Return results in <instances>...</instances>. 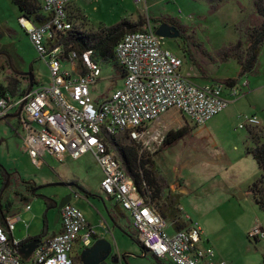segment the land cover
Listing matches in <instances>:
<instances>
[{"label":"rangeland","instance_id":"1","mask_svg":"<svg viewBox=\"0 0 264 264\" xmlns=\"http://www.w3.org/2000/svg\"><path fill=\"white\" fill-rule=\"evenodd\" d=\"M216 2L217 9L211 8L206 0H74L71 10L74 28L85 34L96 33L100 27H111L122 20L134 23L142 18L156 27L166 18H172L180 28V37L164 38V46L182 60V75L196 84L224 82L229 77L238 78L240 82L248 77L264 82V43L256 67L242 77L238 76V63L223 54L238 41L241 43L239 52L244 54L245 31L255 18L252 1L213 0L212 3ZM20 16L21 12L11 0H0V46L9 50L18 70L27 71L31 67L35 81L48 83L46 62L20 26ZM188 52L196 64L188 58ZM3 63L4 59L0 58V65ZM97 64L101 73L90 88L96 102L122 84L121 71L114 61L97 60ZM62 67L73 73L65 60ZM2 72L5 73L0 69V75ZM252 95L264 102V88ZM240 96L243 97L240 94L236 99ZM234 100L224 111L198 127L191 125L188 118H182L176 109H170L160 116L155 127L164 133L182 128L185 129L183 135L157 148L155 153L141 149L140 153L152 162L151 169L159 178L164 194L178 195L181 209L178 215L183 227L188 217L200 226L201 246L212 250L213 261L262 264L264 240H254L247 235L255 226L264 229V212L249 190L260 171L246 152L250 143L249 126L239 127L242 118L252 114H248L247 104ZM257 115L264 121V114L258 111ZM260 126L251 128L261 130ZM261 132L260 141H263L264 132ZM22 135L18 118L0 119V208L6 215L20 217L14 224V240L19 241L27 234L40 235L44 221L48 224L47 232L53 231L60 212L57 207L49 206L48 199H60L71 193V202L81 201L77 206L92 224L94 238H105L111 243L113 264H164L143 251L128 213L101 191V168L90 152L75 160L67 157L57 161L47 156L37 166L23 149ZM115 139L121 145L131 143L125 136ZM109 149L118 159L115 151ZM56 181H72L83 192L50 185ZM28 184L40 188L35 190ZM143 189L144 196L150 200V191ZM85 191L90 195L86 196ZM150 203L159 212L157 203H162V198ZM27 204L30 210H24ZM171 231L169 228L168 232Z\"/></svg>","mask_w":264,"mask_h":264},{"label":"built area","instance_id":"2","mask_svg":"<svg viewBox=\"0 0 264 264\" xmlns=\"http://www.w3.org/2000/svg\"><path fill=\"white\" fill-rule=\"evenodd\" d=\"M42 21L21 14L19 23L31 44L46 62L49 82L33 86L19 97H0V119L23 103L19 123L23 128V149L33 164L40 166L49 156L57 161L78 159L90 152L101 168V191L128 213L138 242L164 264H228L213 261L210 248L201 246V228L187 218V225L174 229L140 194L121 162L109 149L108 137L125 136L142 150L155 152L167 133L156 128L160 116L176 109L191 125H204L224 111L241 87L226 82L196 84L180 72L182 60L164 46L149 21L141 30L123 34L114 48L116 63L123 71L122 84L100 101L90 88L101 70L93 51L65 46L63 36L77 31L69 7L73 0H31ZM68 62L70 73L62 67ZM259 120L245 116L239 127L257 126ZM30 206L26 205L25 210ZM7 217L0 224V264H73L76 249L88 247L95 234L81 209L71 201L60 209L61 229L41 236L27 260L9 234L16 220ZM171 228L172 231L168 232ZM248 237L264 240V229L253 227ZM162 262V263H163ZM262 264H264V259Z\"/></svg>","mask_w":264,"mask_h":264},{"label":"trees","instance_id":"3","mask_svg":"<svg viewBox=\"0 0 264 264\" xmlns=\"http://www.w3.org/2000/svg\"><path fill=\"white\" fill-rule=\"evenodd\" d=\"M12 3L17 6L19 11L23 15H27L30 18H33L35 23H39L42 21L43 17H39L36 13L38 11V7L31 0H11ZM211 8L217 9L218 2L212 3L213 0H206ZM255 15L253 24L251 27H248L245 31L246 39V50L244 54L239 52L240 50V41L236 43L233 47H228L227 50L223 51L225 57L233 58L239 65V73L238 76H242L250 73L254 70L258 62V55L260 49L264 43V0H251ZM165 22L176 25L180 30L179 26L175 23L172 18H166ZM146 24L145 20L139 18L136 22H129L126 20H122L119 23L115 24L111 27H100L96 33L93 34H85L77 31H68L63 36L64 45L70 46L71 48H76L78 51H82L84 48L92 49L93 58L96 60H106V61H114L116 63L114 57V48L123 34L131 31L141 30L144 28ZM188 58L195 63L193 57L187 53ZM7 63L4 60L2 64V68L6 66ZM121 71V75L123 76L122 69L118 66ZM237 78H230L224 80V82L228 84H235ZM36 82V81H35ZM18 90V80L15 76L7 77L6 84L0 82V97H3L6 93L10 92L12 94H16ZM24 91H22L23 93ZM185 129H178L176 131H168L166 137L163 141L162 146L169 145L174 142V140L180 138ZM262 130H257L255 128H248L247 138L249 146L247 147V154L252 157L255 161L260 175L259 177L252 182L249 187V190L254 198L255 203L258 207L264 212V140L260 141V133ZM264 137V136H263ZM108 146L112 148L118 160L121 162V165L125 171V173L132 179L133 183L139 190L140 194L144 196V189L150 191V202L152 200L158 201L162 198V203L158 204L157 207L160 212V215L166 219L168 222H172L174 229H181L183 225L179 220V202L177 194H164V188L159 182V178L152 171V162L149 158H145L143 154L140 144L131 142L128 145H121L117 141L114 140L113 137H108L107 139ZM141 149V151H140ZM155 153V152H154ZM28 187L35 188L33 184H28ZM39 187H36L37 190ZM79 188H81L79 186ZM34 190V191H35ZM86 196H89L90 193L85 191ZM49 200L50 207H56L57 202ZM109 216L113 219V215L111 211L108 212ZM45 218V217H44ZM44 231L40 235H36L34 237H28L25 241L18 242V244H22L27 242L28 240L40 238L46 233V221H44ZM140 246V242H138ZM153 256V255H152ZM154 257V256H153ZM155 258V257H154ZM156 259V258H155Z\"/></svg>","mask_w":264,"mask_h":264},{"label":"water","instance_id":"4","mask_svg":"<svg viewBox=\"0 0 264 264\" xmlns=\"http://www.w3.org/2000/svg\"><path fill=\"white\" fill-rule=\"evenodd\" d=\"M155 33L157 36H159L161 38H178V37H180V31L178 30V28L174 25H171V24L165 22V21L161 22L158 26H156ZM1 56L6 59L8 67L13 74L18 75V76H26L28 78V84H27L26 91H25V93H28L32 89V87L35 85L34 75H33L32 71L30 70V68L27 71H20L14 67V65L12 63V58L8 52L0 50V57ZM23 103L24 102H22V104L18 107V109L16 110L15 113L8 114V115L4 116L2 119H7L10 117L11 118L19 117L21 114ZM50 185L64 186V187H67L68 189L76 188V189L80 190L81 192H83V189L79 188V186L72 181H69V182H67V181H56V182L50 183ZM71 197H72L71 193H67L57 203V208L61 209L64 204L70 202ZM38 242H39V238H35V239L28 240L27 242H24L21 245L17 244V248L19 249V253L24 260H27L29 258V256L32 254V252L36 248ZM140 247L143 249L144 252H146V249L144 246H140ZM111 249H112L111 243L107 239L99 238L91 245V247L83 249L81 252V255L84 256L86 251H91V253L93 255H96V253L98 251H101V250L109 253V251H111ZM106 256H108V254H106Z\"/></svg>","mask_w":264,"mask_h":264},{"label":"crops","instance_id":"5","mask_svg":"<svg viewBox=\"0 0 264 264\" xmlns=\"http://www.w3.org/2000/svg\"><path fill=\"white\" fill-rule=\"evenodd\" d=\"M74 1V0H73ZM73 1H72V3H71V5H70V7H69V12L71 13L70 15H71V18L73 19V12H72V10H71V7H72V4H74L73 3ZM155 27V26H154ZM156 28V27H155ZM26 34V33H25ZM28 37V36H27ZM0 50H2V51H6V52H8L9 50H7V48H5V47H3V46H0ZM9 53V52H8ZM10 55V54H9ZM11 56V55H10ZM0 58H3L5 61H6V59L4 58V57H0ZM6 63H7V61H6ZM12 63H13V60H12ZM14 65V64H13ZM7 66V65H6ZM14 67H15V65H14ZM16 68V67H15ZM0 69L2 70V71H4L5 73H3V74H1L0 75V77H2V80L0 81V82H2V83H4V84H6L5 83V79L7 78V74H6V72L8 71L9 73V75L10 76H15L16 78H17V80H18V90H17V92H16V94H12V93H10V92H8L7 94H9L10 96H12V97H19V96H21L25 91H26V87H27V84H28V78L26 77V76H18V75H15V74H13L11 71H10V69H9V67H7V71H5V68L3 67L2 68V64L0 65ZM17 69V68H16ZM30 70H31V67H30ZM20 71H22V70H20ZM32 71V70H31ZM252 72V71H251ZM244 76V75H243ZM49 77V76H48ZM242 77V76H241ZM232 78V77H231ZM226 79H230V77L229 78H226ZM226 79H224V80H226ZM247 81V86H243V87H241V85H243V82L244 81ZM34 83H35V85L34 86H36V85H40V84H46V83H41V82H38V81H36L35 82V78H34ZM236 83L241 87V95H243V97H241V98H239V99H236V98H234V99H230V101H232V100H234V102H239V101H241L244 105L245 104H247V109H248V114H252V115H254L255 117L257 116L258 117V115H257V112L258 111H260L262 114H264V102H261V101H259V99L257 98V97H253V93L255 92V91H257V90H259V89H261V88H264V82H261L260 80L258 81V79H249V77L248 78H246V79H243L242 80V82H240V79L238 80V78H237V81H236ZM204 84V83H203ZM22 91H24L23 93H22ZM245 96V97H244ZM243 98V99H242ZM16 111H12L11 113H9V114H12V113H15ZM11 118V117H10ZM18 119H19V117H17ZM242 117H239V119H241ZM259 118V117H258ZM243 119V118H242ZM261 119V117L259 118V120ZM261 121V122H260ZM259 121V125H261L259 128H261V130H263V132H264V121L261 119ZM246 127H248V126H246ZM249 128H251V127H249ZM67 158V157H66ZM61 199V198H60ZM60 199H54V200H52V201H55V202H59L60 201ZM73 203V202H72ZM79 203H81V201L79 200V201H77V202H75V203H73L75 206H77V204H79ZM28 205V204H27ZM57 207V206H56ZM78 207V206H77ZM79 208V207H78ZM179 208H180V206H179ZM79 209H81V208H79ZM24 210H25V208H24ZM29 210H30V208H29ZM181 210V209H180ZM59 212H60V209H59ZM83 212V211H82ZM83 214H84V212H83ZM85 216V215H84ZM7 217H11L9 214H4V212H3V210H2V208H0V224L1 225H4V222H5V219L7 218ZM17 217H19L18 215H14V217L13 218H17ZM86 217V216H85ZM87 219V218H86ZM20 220V217H19V219H17L16 220V222L15 223H17L18 221ZM87 221H88V219H87ZM89 222V221H88ZM89 224L92 226V224L89 222ZM99 225L101 226L102 224H101V222L99 223ZM102 227H104V225L102 226ZM60 229H61V223H60V216L58 217V221H57V227L53 230V231H51L50 233H48L47 232V230H48V224H47V221H46V233L44 234L45 236H51V235H53L54 233H56V232H59L60 231ZM13 230H15V226H14V229ZM13 232V231H12ZM34 236H36V235H31V234H27L24 238H21L19 241H17V242H21V241H25L28 237H34ZM102 236H103V234H102ZM9 237L11 238V239H13L12 238V233L11 234H9ZM104 237V236H103ZM14 240V239H13ZM16 241V240H15ZM263 259H264V255H263V258H262V262H263Z\"/></svg>","mask_w":264,"mask_h":264},{"label":"flooded vegetation","instance_id":"6","mask_svg":"<svg viewBox=\"0 0 264 264\" xmlns=\"http://www.w3.org/2000/svg\"><path fill=\"white\" fill-rule=\"evenodd\" d=\"M22 14V13H21ZM163 22V21H162ZM171 24V23H169ZM173 25V24H171ZM176 26V25H174ZM177 27V26H176ZM8 64L7 66H4V68L7 70ZM5 70V71H6ZM10 75L7 74V77H9ZM7 82V78L5 79V83ZM97 239L94 238V235L91 238V243L88 247L85 248H89L91 247V245L96 241ZM83 248V249H85ZM83 249H76L75 251V255L73 257V264H113V261H115L114 258V254H112V249L111 251H109V253H107L106 251H98L96 253V255H93L91 253V251H86L84 256L81 255V252ZM106 254H108V256H106Z\"/></svg>","mask_w":264,"mask_h":264}]
</instances>
